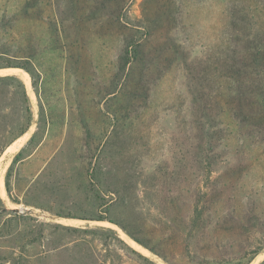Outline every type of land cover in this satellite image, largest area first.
Here are the masks:
<instances>
[{"label": "rangeland", "instance_id": "1", "mask_svg": "<svg viewBox=\"0 0 264 264\" xmlns=\"http://www.w3.org/2000/svg\"><path fill=\"white\" fill-rule=\"evenodd\" d=\"M263 44L264 0H0V264H264Z\"/></svg>", "mask_w": 264, "mask_h": 264}, {"label": "trees", "instance_id": "2", "mask_svg": "<svg viewBox=\"0 0 264 264\" xmlns=\"http://www.w3.org/2000/svg\"><path fill=\"white\" fill-rule=\"evenodd\" d=\"M137 47L138 44H129L126 48V54H125V58H124V64L128 65L129 63L132 62V60L137 56ZM259 47V46H258ZM259 49H261V51H257V52H252L250 55L247 56H242L239 60H233L232 64L230 65L229 71L230 73H232V75L238 76L242 71L246 72V67L248 66V60L250 59L252 63H254V65L256 64H260L262 62H264V44L262 46L259 47ZM23 68H25L28 72L31 73V70L28 69V67L26 66H22ZM32 74V73H31ZM6 78H10V79H14L15 76L13 75H9V76H5ZM0 79H2V77H0ZM247 90L245 89H238V101H244V102H249L248 97H246L247 95ZM260 94L264 95V91H260ZM264 105V102H263ZM27 130H25L22 134H24ZM21 156L20 153L15 157L13 164L18 162L19 160H21ZM13 164L10 166L8 173H7V177H6V188L7 191L9 193H11L12 188H11V182H10V175L12 172V168H13Z\"/></svg>", "mask_w": 264, "mask_h": 264}, {"label": "crops", "instance_id": "3", "mask_svg": "<svg viewBox=\"0 0 264 264\" xmlns=\"http://www.w3.org/2000/svg\"><path fill=\"white\" fill-rule=\"evenodd\" d=\"M36 154H37V151H34L33 153L26 154L25 156H22L21 160H19L20 168L22 169V167L27 166L28 162L30 161L29 159H31V160L35 159L36 160V157H35ZM16 182H17V179H16ZM16 182H13L11 184V186L12 185L16 186L17 185Z\"/></svg>", "mask_w": 264, "mask_h": 264}]
</instances>
